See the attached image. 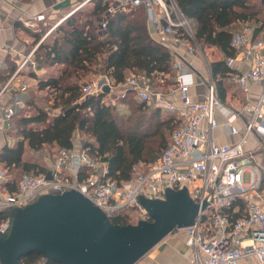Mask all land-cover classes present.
I'll return each mask as SVG.
<instances>
[{"label": "built area", "instance_id": "1", "mask_svg": "<svg viewBox=\"0 0 264 264\" xmlns=\"http://www.w3.org/2000/svg\"><path fill=\"white\" fill-rule=\"evenodd\" d=\"M137 7H144L151 14L152 23L160 28L162 43L171 58L174 83L166 94L154 89L145 74L135 73L121 86L132 90L146 106L175 116L180 125L171 133L168 145L155 162L145 169L139 164L133 169L132 178L123 181L114 180L107 163L100 158L90 157L83 149L75 153L63 149L57 154L49 179L45 175L24 174L17 190L9 192L3 187L7 170L0 164V215H3L0 233L8 225L4 212L23 208L48 192L62 194L75 190L109 219L124 213L138 222L150 220L139 198L163 200L166 189H185L199 207L198 213L192 226L173 232H182L185 244L194 250L190 264H240L242 259L250 257L264 263V166L256 160L257 150L264 148V88L255 105L231 107L218 99L209 69L206 94L202 100L194 101L190 94L196 83L191 59L198 46L190 20L180 13L173 0H112L107 14L112 16ZM42 20L44 16L20 19L34 34L41 32L38 23ZM101 28L106 29L105 23ZM0 34L3 41L13 39L1 21ZM43 39L19 70L32 58ZM230 46L250 66L247 72L232 77L234 83L243 92L248 91L249 83L264 85V40L253 39V29L244 26L232 34ZM236 60V57L228 58L226 66L233 70ZM12 84L16 85L12 105L4 107L1 115L7 130L11 128L15 108L23 105L19 93L28 88L14 74L2 86L0 95L10 91ZM100 90L98 81L82 88L84 97ZM170 96L177 99L171 101ZM222 126L236 141L215 142L214 134ZM251 138L257 141V148H247Z\"/></svg>", "mask_w": 264, "mask_h": 264}, {"label": "trees", "instance_id": "2", "mask_svg": "<svg viewBox=\"0 0 264 264\" xmlns=\"http://www.w3.org/2000/svg\"><path fill=\"white\" fill-rule=\"evenodd\" d=\"M173 1L180 13L195 23L196 45L202 51L215 48L222 54V59L210 63L209 69L216 95L224 102L225 80L230 81L235 75L226 66L228 58L236 57L230 46L232 25L242 23L253 29V39L264 40V0ZM111 2L93 0V7L83 13L82 19L79 18L81 13L75 11L55 27L35 51L37 68L47 70L48 74L42 77L28 72L36 82L34 90L29 87L19 93L24 107L15 108L8 132L14 143L0 148V164L12 177L5 184L10 192L17 190L22 175L46 176L50 172L44 162L31 153L46 147L53 155L63 149L71 150L76 133L85 137L82 149L90 157L105 161L109 175L116 181L131 179L136 166L143 164L145 169L168 145L178 124L175 116H165L161 110L143 102L133 104L134 98L129 97H135L132 90H125L124 96L118 99L119 104L128 106V114L120 113L116 105L106 102L107 94L83 96L82 88L89 74L102 72L111 86H121L130 73H143L150 83L159 76H172L167 49L149 35L145 8L137 7L111 16L107 14ZM102 23L105 30L101 28ZM54 67L56 72L51 73L49 70ZM15 69L16 65L9 62L5 70H0V89ZM40 92L49 94L52 100L49 108L58 113H49L37 105L35 95ZM2 218L0 215V220ZM131 219L122 213L110 221L119 226L137 223ZM44 262L50 261L30 253L18 264Z\"/></svg>", "mask_w": 264, "mask_h": 264}, {"label": "water", "instance_id": "3", "mask_svg": "<svg viewBox=\"0 0 264 264\" xmlns=\"http://www.w3.org/2000/svg\"><path fill=\"white\" fill-rule=\"evenodd\" d=\"M100 85L98 93L110 92L106 78ZM139 203L150 220L119 226L75 190L43 194L4 212L8 225L0 233V264H18L30 253L56 264H137L175 229L192 226L199 209L185 189H166L163 200Z\"/></svg>", "mask_w": 264, "mask_h": 264}, {"label": "crops", "instance_id": "4", "mask_svg": "<svg viewBox=\"0 0 264 264\" xmlns=\"http://www.w3.org/2000/svg\"><path fill=\"white\" fill-rule=\"evenodd\" d=\"M74 3L75 0H0V21L3 26L6 27V29H9L11 31L13 35V39L10 40V38H8V41H3L2 35L0 34V70H5L9 62H12L16 65L15 72L9 77V79L14 74H16V78L22 81L23 83H26L29 88L30 86L28 84H30L31 81L34 84H36V82L34 79L29 77L28 72L33 71L38 76L42 75V77L48 74L47 70H39L34 61V54L38 47L35 49L32 58L27 62V64H25L22 69L19 70V68L22 62L26 60L28 54L36 47V44L41 40V38L44 37L43 40H45V38H47V36L50 34L51 31L55 29V27H57L60 23H62L65 19H67V17L72 14V11L77 10V8H74ZM36 16H44V20L38 23L41 30V32L38 34L32 33L31 30L26 28L20 21V19L22 18L24 20H28ZM190 24L192 26V29L194 30L195 23L190 20ZM238 25H242V23H235L234 25H232V28ZM147 29L150 37L153 40L160 43L164 42L159 32L160 28L152 23L151 14L148 13ZM207 50L209 51L207 54L208 56L202 54V61L200 59H197L196 56L191 59V68L194 70L196 83L193 87L190 88V94L194 101L202 100L206 94V87L209 85V64L222 59V54L217 49L207 48ZM236 58L237 60L233 68L235 76L247 72L250 67L248 62L240 59V54L236 53ZM31 62L34 63V67L32 66ZM49 71L51 73H55L56 67L52 68ZM130 75L131 73L128 74L127 77H129ZM173 77V75L159 76L161 81L160 84L162 86L160 85L158 87L153 88L164 93L166 92L167 94V92L170 91L174 83ZM229 79L230 81L225 80L227 86L225 89L224 102L234 108L241 107L243 105H255L260 94L263 91L264 85L262 83L258 84L252 82L248 84V91L243 92L240 87L234 83L232 78ZM98 82L100 83L101 81L99 80ZM15 89L16 85L12 84L10 87V91H6L2 95H0V148L3 147L5 144L12 146L14 143L13 138H11L8 134L10 129L7 130L5 128V125L1 122V115L2 109H4V107H6L7 105H12L11 97L13 94L12 92H14ZM109 95L112 96L111 91L107 94L106 97H108ZM169 99L171 101H175L177 97L170 96ZM22 107H24V104L22 105ZM120 109H122V112H119L122 114L129 113L127 112L125 105L123 104H120ZM162 112L165 116L173 115L164 111ZM84 140L85 137L82 136L80 133H76L74 135V147L72 149L74 153L77 152L79 149H82ZM214 140L217 144H230L236 141V138L229 136L227 134V129L222 126L216 130L214 134ZM247 148H257V141L254 138H251L249 140ZM56 157L57 154L55 153L52 158L43 159V162L45 166L49 169V171L52 169ZM256 160L259 165L264 166V148H260L257 150ZM10 179L11 178H6V182ZM6 182L4 183L3 187L7 191H9L7 186L5 185ZM185 241L186 237L182 232H173L162 242H160L155 248H153L137 264H190V261L193 259L194 256V250L188 247L185 244ZM240 264L264 263H260L256 258L250 257L242 259L240 261Z\"/></svg>", "mask_w": 264, "mask_h": 264}, {"label": "rangeland", "instance_id": "5", "mask_svg": "<svg viewBox=\"0 0 264 264\" xmlns=\"http://www.w3.org/2000/svg\"><path fill=\"white\" fill-rule=\"evenodd\" d=\"M92 1L93 0H84V2H83V0H75V3H74V5H75V7L74 8H77V13L76 14H79V13H81L80 14V17L79 16H77V17H79L80 19H82V18H84V16H83V13H85V12H88V10H90L92 7H93V3H92ZM75 11H72V13H74ZM252 24V23H251ZM244 26L243 25H238V26H235V27H233L232 28V32L234 33L235 31H238V30H240V29H242ZM232 33V34H233ZM208 50H207V48H205V49H203V51L201 50V48L200 47H198L197 48V50H196V52H195V56L197 57V59H200L201 61H202V58H203V56H202V54H204V55H206V56H208L207 54H208ZM210 54V53H209ZM208 72H209V68H208ZM173 75V74H172ZM102 78H106L105 77V75H102V72H99L97 75H92V74H89L88 75V77L85 79V84H87V83H90V82H92V81H101L102 80ZM106 80H107V82L110 84V85H112V83L109 81V79L108 78H106ZM107 83V84H108ZM154 83L155 84H157V83H161V81L160 80H158V79H156L155 78V80H154ZM154 83H151V85L153 86V87H156V85H154ZM33 84V85H32ZM84 84V85H85ZM29 86H30V89H33L34 90V87H35V84L34 83H32V81H31V83L30 84H28ZM83 85V86H84ZM112 87V88H111ZM110 91L112 92V96L111 95H109L108 97H105V101L106 102H110V103H112L113 105H116V108H117V110L118 111H120V112H122L121 110L122 109H120V104H119V101H118V99L120 98V97H123L124 96V88H123V86H110ZM83 93V92H82ZM110 93V92H109ZM36 97H35V102L37 103V105L38 106H40V107H42V108H44V109H46V110H48V112L49 113H58V111H56V110H53V109H51V108H49V106H50V104H51V102H52V100H51V97L49 96V94H47V92H40V93H37L36 95H35ZM130 98H134V101H133V104H135V103H138L137 101V98L136 97H134L133 95L132 96H129ZM128 97V98H129ZM129 98V99H130ZM23 108V107H22ZM125 108H126V110H127V112H128V106H125ZM124 110V109H123ZM180 124L178 123L175 127L177 128L178 126H179ZM174 127V128H175ZM166 134H168V132H166ZM35 158H38L39 160H40V162H43V159H50V158H52L53 156V154H51V149H49V148H45V149H42L41 151H39V152H34V153H31ZM7 175H8V177L7 178H12L11 177V175H9L8 174V172H7ZM21 176V175H20ZM20 176H17V178L19 179V177ZM246 179V178H245ZM133 222H135V220H133V218L131 219Z\"/></svg>", "mask_w": 264, "mask_h": 264}]
</instances>
